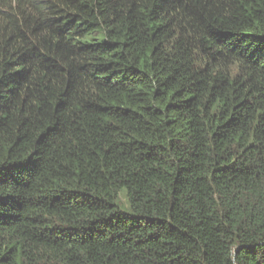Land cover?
Wrapping results in <instances>:
<instances>
[{"label": "trees", "instance_id": "obj_1", "mask_svg": "<svg viewBox=\"0 0 264 264\" xmlns=\"http://www.w3.org/2000/svg\"><path fill=\"white\" fill-rule=\"evenodd\" d=\"M0 264H264V0H0Z\"/></svg>", "mask_w": 264, "mask_h": 264}, {"label": "rangeland", "instance_id": "obj_2", "mask_svg": "<svg viewBox=\"0 0 264 264\" xmlns=\"http://www.w3.org/2000/svg\"><path fill=\"white\" fill-rule=\"evenodd\" d=\"M123 194V192H121Z\"/></svg>", "mask_w": 264, "mask_h": 264}]
</instances>
